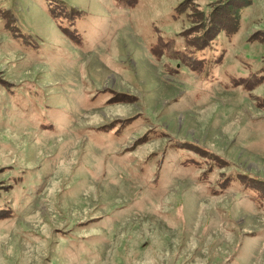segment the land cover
Returning <instances> with one entry per match:
<instances>
[{
  "label": "rangeland",
  "instance_id": "1",
  "mask_svg": "<svg viewBox=\"0 0 264 264\" xmlns=\"http://www.w3.org/2000/svg\"><path fill=\"white\" fill-rule=\"evenodd\" d=\"M0 264H264V0H0Z\"/></svg>",
  "mask_w": 264,
  "mask_h": 264
},
{
  "label": "trees",
  "instance_id": "2",
  "mask_svg": "<svg viewBox=\"0 0 264 264\" xmlns=\"http://www.w3.org/2000/svg\"><path fill=\"white\" fill-rule=\"evenodd\" d=\"M117 1H120V0H117ZM121 1H126V0H121ZM221 33H223L224 34V32L222 31ZM210 38V37H209ZM206 39V41L205 42H203V46L202 47H197V46H194V45H191V44H187L189 47L191 46V47H193V48H196L195 50H197V49H203V48H206L212 41H216V39L215 38H211V39ZM215 39V40H214ZM247 189H250V187H246ZM252 190H255L256 189V191H258L259 192V190H258V188H251Z\"/></svg>",
  "mask_w": 264,
  "mask_h": 264
}]
</instances>
